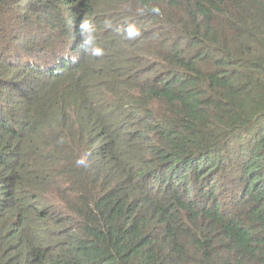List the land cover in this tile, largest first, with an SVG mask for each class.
<instances>
[{
  "label": "trees",
  "instance_id": "trees-1",
  "mask_svg": "<svg viewBox=\"0 0 264 264\" xmlns=\"http://www.w3.org/2000/svg\"><path fill=\"white\" fill-rule=\"evenodd\" d=\"M0 264H264V0H0Z\"/></svg>",
  "mask_w": 264,
  "mask_h": 264
},
{
  "label": "clouds",
  "instance_id": "clouds-1",
  "mask_svg": "<svg viewBox=\"0 0 264 264\" xmlns=\"http://www.w3.org/2000/svg\"><path fill=\"white\" fill-rule=\"evenodd\" d=\"M153 11L158 12L159 10L153 9ZM104 27L114 30L128 40H134L141 35L139 28L131 23L114 25L111 20H105ZM76 28L79 38L78 47L84 55L94 58L103 57L106 50L98 43L97 26L94 20L85 16L80 19ZM76 165L78 167H88V154L77 158Z\"/></svg>",
  "mask_w": 264,
  "mask_h": 264
}]
</instances>
